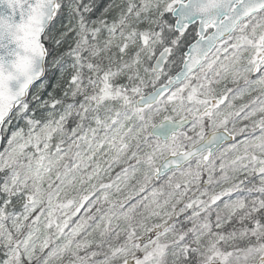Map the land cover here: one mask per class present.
<instances>
[{
	"label": "snow or ice",
	"instance_id": "1",
	"mask_svg": "<svg viewBox=\"0 0 264 264\" xmlns=\"http://www.w3.org/2000/svg\"><path fill=\"white\" fill-rule=\"evenodd\" d=\"M0 264H264V0H0Z\"/></svg>",
	"mask_w": 264,
	"mask_h": 264
}]
</instances>
